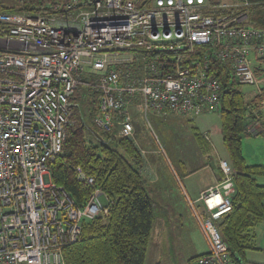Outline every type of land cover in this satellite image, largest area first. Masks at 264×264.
<instances>
[{
	"label": "built area",
	"instance_id": "1",
	"mask_svg": "<svg viewBox=\"0 0 264 264\" xmlns=\"http://www.w3.org/2000/svg\"><path fill=\"white\" fill-rule=\"evenodd\" d=\"M263 2L53 0L43 11L0 10V264H65L83 221L109 212V197L81 168L90 189L83 205L51 174L81 84L94 82V123L112 139L134 138V110L149 123L150 115L193 120L219 110L216 64L260 92L264 27L248 8ZM253 112L248 131L257 135L264 100ZM219 167L223 179L188 198L208 244L195 264H237L217 226L233 206L235 170L227 159Z\"/></svg>",
	"mask_w": 264,
	"mask_h": 264
},
{
	"label": "trees",
	"instance_id": "2",
	"mask_svg": "<svg viewBox=\"0 0 264 264\" xmlns=\"http://www.w3.org/2000/svg\"><path fill=\"white\" fill-rule=\"evenodd\" d=\"M52 1L0 0V10L43 11ZM248 11L251 21L264 27V2L250 6ZM215 70L221 82V133L235 170L233 206L217 221V226L237 264H263L252 260L249 252L261 250L257 227L264 222V183L258 178L264 177V163H249L242 141L251 135L248 126L256 117L253 108L264 100V89L246 101L238 87L240 84L229 77L225 67L216 64ZM82 79L96 80L87 74L82 75ZM72 100L78 106L67 126L63 150L51 163L52 178L77 204L83 205L90 189L78 178L77 168H81L95 178L109 197L110 208L108 214L83 221L80 238L63 249L65 264H145L155 221L148 179L143 174L147 166L145 152L139 149L134 138L112 139L111 134L96 126L94 119L99 110L100 93L94 82L93 85L81 84ZM194 130L203 153L213 151L209 133L196 127ZM261 133L264 134V130L257 135ZM156 138L158 141V136ZM201 255L193 257L191 263H196Z\"/></svg>",
	"mask_w": 264,
	"mask_h": 264
},
{
	"label": "rangeland",
	"instance_id": "3",
	"mask_svg": "<svg viewBox=\"0 0 264 264\" xmlns=\"http://www.w3.org/2000/svg\"><path fill=\"white\" fill-rule=\"evenodd\" d=\"M257 65L260 86L264 89V60H258ZM238 87L246 101L261 93L257 85L241 84ZM133 112L137 128L134 140L145 152L143 157L147 166L143 174L146 179V172L149 174V193L155 213L150 257L159 247L165 254L162 258H167L170 264H188L190 257L207 247L188 198L197 199L202 187L213 179L212 168H206L207 163L212 162L216 170L220 159L229 161L221 133L220 112H206L193 119L194 122L180 115H150V123L137 110ZM195 127L209 133L213 151L203 153L195 138ZM242 147L249 163L263 162L264 135L245 136ZM196 205L199 207L200 203Z\"/></svg>",
	"mask_w": 264,
	"mask_h": 264
},
{
	"label": "crops",
	"instance_id": "4",
	"mask_svg": "<svg viewBox=\"0 0 264 264\" xmlns=\"http://www.w3.org/2000/svg\"><path fill=\"white\" fill-rule=\"evenodd\" d=\"M257 69H259V67L257 68ZM136 121H135V135H136ZM262 134V133H261ZM260 135V134H259ZM262 135H264V134H262ZM263 162L262 163H264V156H263ZM256 162H258L257 160H256ZM209 168V167H211L212 168V172H213V179L212 180H210V181H208L203 187H202V189L200 190V192H199V194L203 191V190H205L206 188H208V187H210V186H213V185H215V184H217L218 182H220V180H221V178H222V171H221V169H220V167L217 165V168H216V170L214 169V164L213 163H210L208 166H206V168ZM146 172V171H145ZM146 176H148L147 177V179L148 180H150L149 179V174L146 172ZM151 178V177H150ZM259 179V182L261 181V182H264V177H259L258 178ZM153 180V179H152ZM199 197V196H198ZM197 197V198H198ZM202 232V231H201ZM257 233H258V241H259V246L261 247V250H259V251H251L250 253H249V257L252 259V260H255V261H258V262H261V263H263L264 264V222L263 223H261L260 225H258V227H257ZM207 242V241H206ZM158 245H159V243H158ZM159 250H161V248H159L158 247V252H156V250H154V252H153V254H152V256L150 257V246H149V249H148V252H147V257H146V261H145V264H170V262L167 260V258H162V256H165V254H162V252L161 251H159ZM202 250V249H201ZM207 250H208V244H207V247H206V249H203L202 251H197V253L196 254H194L192 257H190L189 258V263L188 264H192L191 263V259L193 258V257H195V256H198V255H201V254H204L205 252H207ZM252 255V256H251ZM193 264H195L194 262H193Z\"/></svg>",
	"mask_w": 264,
	"mask_h": 264
}]
</instances>
